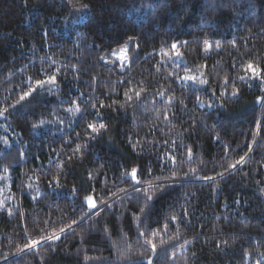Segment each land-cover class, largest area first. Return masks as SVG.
Masks as SVG:
<instances>
[{
  "label": "trees",
  "instance_id": "trees-1",
  "mask_svg": "<svg viewBox=\"0 0 264 264\" xmlns=\"http://www.w3.org/2000/svg\"><path fill=\"white\" fill-rule=\"evenodd\" d=\"M261 97L264 0H0V264H264Z\"/></svg>",
  "mask_w": 264,
  "mask_h": 264
},
{
  "label": "snow or ice",
  "instance_id": "snow-or-ice-1",
  "mask_svg": "<svg viewBox=\"0 0 264 264\" xmlns=\"http://www.w3.org/2000/svg\"><path fill=\"white\" fill-rule=\"evenodd\" d=\"M177 47H178V46H177L176 44H173V45H172V48H173V49H176ZM176 55L179 57V56H181L182 54H181L179 51H177V52H176ZM249 68L252 69L253 73H257V70H256L255 68H253L251 64H249ZM257 74H258V73H257ZM184 78H185V79H189V80H196V77H195V76H185ZM53 79H54V78H53ZM242 79H243V78H242ZM38 83H39L41 86H43L44 81H39ZM201 83H207V82H206V81H202ZM33 91H35V89H34ZM238 92H239V90L237 89L235 92H233V95H237ZM29 95H30V94H29ZM260 99L264 100V97H261ZM105 127H106V125L103 124V123H101L98 127H97V125H95V124H89V125H88V128H90V129L92 130V132H94V133H98L101 129H104ZM233 167H235V165H233ZM136 174H137V170H136V169H133V170H132V176L135 177ZM206 178H208V177H206ZM208 179H213V180H214L215 178L212 177V178H208ZM87 199L91 202V197H88ZM91 207H92V208H95V207H96V204H95L94 202H91ZM49 239H51V237H50Z\"/></svg>",
  "mask_w": 264,
  "mask_h": 264
},
{
  "label": "rangeland",
  "instance_id": "rangeland-1",
  "mask_svg": "<svg viewBox=\"0 0 264 264\" xmlns=\"http://www.w3.org/2000/svg\"><path fill=\"white\" fill-rule=\"evenodd\" d=\"M111 58L119 63L121 66H125L128 63V52L127 50H120L114 53Z\"/></svg>",
  "mask_w": 264,
  "mask_h": 264
}]
</instances>
